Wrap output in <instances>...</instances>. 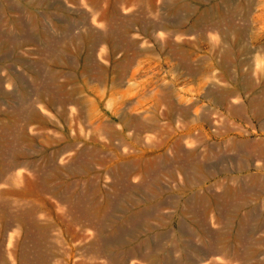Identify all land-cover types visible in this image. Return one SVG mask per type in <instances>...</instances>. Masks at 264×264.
<instances>
[{"label":"rangeland","instance_id":"obj_1","mask_svg":"<svg viewBox=\"0 0 264 264\" xmlns=\"http://www.w3.org/2000/svg\"><path fill=\"white\" fill-rule=\"evenodd\" d=\"M258 77L264 0H0V264H143L123 253L139 239H104L146 209L131 205V160L114 157L137 154L141 125L181 107L228 118L229 101L250 99ZM244 118L264 122L249 105ZM125 189L126 205L108 206ZM260 197L252 233L264 264ZM178 210L160 208L165 231Z\"/></svg>","mask_w":264,"mask_h":264},{"label":"crops","instance_id":"obj_2","mask_svg":"<svg viewBox=\"0 0 264 264\" xmlns=\"http://www.w3.org/2000/svg\"><path fill=\"white\" fill-rule=\"evenodd\" d=\"M189 57L184 53L183 60L190 62ZM257 80L250 99L239 96L238 102L229 101L226 119L209 120L200 113L189 117L190 108L181 107L175 117L141 125L144 136L138 153L114 158L131 160L133 174L139 177L138 186L130 190L131 205L146 209L140 210L137 219L127 218L109 227L112 231L104 237L109 244L127 247L139 239L133 250L123 253L138 257L143 264H258L260 241L252 231L259 222L264 190V168L259 165L260 156L264 158V137L243 133L240 122L250 128L264 127V122L236 119L248 105L264 115V79ZM239 93L228 87L226 95ZM33 182L29 180L32 191ZM124 191L123 195L109 194L108 206H125L128 189ZM165 206L179 208L172 231L164 230L160 208ZM165 239L172 240L170 248ZM174 247L183 252L178 256L167 252Z\"/></svg>","mask_w":264,"mask_h":264}]
</instances>
